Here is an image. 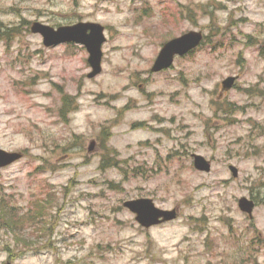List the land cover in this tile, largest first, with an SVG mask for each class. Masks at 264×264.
Returning a JSON list of instances; mask_svg holds the SVG:
<instances>
[{
    "label": "rangeland",
    "instance_id": "obj_1",
    "mask_svg": "<svg viewBox=\"0 0 264 264\" xmlns=\"http://www.w3.org/2000/svg\"><path fill=\"white\" fill-rule=\"evenodd\" d=\"M34 22L103 25L101 73ZM0 29V148L24 153L0 201L30 236L0 228V264H264V0H0ZM192 30L202 43L152 72ZM138 198L179 215L144 228Z\"/></svg>",
    "mask_w": 264,
    "mask_h": 264
},
{
    "label": "water",
    "instance_id": "obj_2",
    "mask_svg": "<svg viewBox=\"0 0 264 264\" xmlns=\"http://www.w3.org/2000/svg\"><path fill=\"white\" fill-rule=\"evenodd\" d=\"M31 30L43 36L45 46L52 47L63 43H77L86 46L89 52L88 61L92 67L89 77H95L102 71V45L106 40L105 27L96 22H79L73 25H64L54 28L50 25L34 22ZM204 39L202 31L192 30L179 37L167 41L152 67V72H160L173 66L177 56H184L196 49ZM234 83V78L223 81V87L228 89ZM93 147H90L92 150ZM24 156L23 152L7 151L0 148V168L7 167ZM194 164L198 170L210 172L212 164L204 156L195 154ZM230 169L235 177L238 176V168L234 165ZM124 206L136 214V220L144 228H151L165 222L176 219L179 215L178 209H162L158 207L152 198H138L127 200ZM240 209L249 217H254L256 202L246 196L239 200ZM4 264H12L9 260Z\"/></svg>",
    "mask_w": 264,
    "mask_h": 264
},
{
    "label": "trees",
    "instance_id": "obj_3",
    "mask_svg": "<svg viewBox=\"0 0 264 264\" xmlns=\"http://www.w3.org/2000/svg\"><path fill=\"white\" fill-rule=\"evenodd\" d=\"M1 30V29H0ZM16 28H11L9 29L8 31L4 32L3 33V36L5 37H9V34L11 32H16ZM12 35V34H11ZM41 206V204H40ZM16 209H14L13 207H8L6 206L4 203H2V201H0V218H4L6 220V223L5 224H2L1 221H0V228L3 229L5 228L6 230H12L14 231L16 234L18 235H21V237H27V238H30V236H26L25 233L23 232L22 229H20V226L23 225L24 221H25V216L24 217H20L21 215H23L22 213H19V212H16L15 211ZM32 214V213H31ZM30 214V215H31ZM29 215V216H30ZM32 219V220H36V216H34L33 214L31 215V217H29V220ZM29 222H32V221H29ZM23 227V226H21ZM40 227V226H38ZM36 228V227H35ZM44 229L43 231H49V228H43V227H40L39 230H42ZM26 250H28L27 247L25 248H22L20 253L22 252H25Z\"/></svg>",
    "mask_w": 264,
    "mask_h": 264
}]
</instances>
